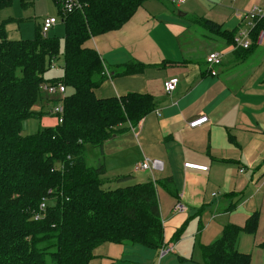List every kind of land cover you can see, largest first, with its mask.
<instances>
[{"label": "crops", "instance_id": "1", "mask_svg": "<svg viewBox=\"0 0 264 264\" xmlns=\"http://www.w3.org/2000/svg\"><path fill=\"white\" fill-rule=\"evenodd\" d=\"M259 6L264 0H149L121 29L86 44L106 73L94 90L97 98L137 94L155 103L135 128L108 140L102 154L108 179L157 182L163 247H174L169 264H202L201 248L218 241L227 227L239 230L237 250L249 254L251 264H264V48L246 55L235 47L241 29L235 13ZM213 52L222 55L216 76L207 62ZM172 79L178 84L168 95L164 83ZM52 102L44 104L48 127L56 124ZM202 116L209 122L189 127ZM146 159L161 161L163 170L135 174L134 165ZM177 204L188 210L180 213ZM254 214L257 230L249 234L244 229ZM252 248L260 251V261ZM161 249L105 243L89 264H155Z\"/></svg>", "mask_w": 264, "mask_h": 264}, {"label": "trees", "instance_id": "2", "mask_svg": "<svg viewBox=\"0 0 264 264\" xmlns=\"http://www.w3.org/2000/svg\"><path fill=\"white\" fill-rule=\"evenodd\" d=\"M14 1L27 7L35 0L0 5ZM79 1L83 10L64 14L54 0L66 27L64 43L43 36L42 27L32 40H11L0 23V264H89L105 243L163 248L157 182L114 187L130 177L108 179L105 162L91 166L86 160L88 146L102 152L108 140L135 128L155 108L150 97L137 94L97 98L94 90L106 73L86 45L121 29L149 0ZM202 23L223 34L220 26ZM263 28L264 21L255 33ZM255 47L238 50L249 55ZM52 63L62 75L48 79ZM59 82L66 87L63 100L40 90ZM47 100L63 103L64 122L52 116L55 126L25 134V122L49 116L33 110ZM257 225L254 214L244 231L254 234ZM238 232L227 227L218 241L203 246L202 264H251V256L236 248Z\"/></svg>", "mask_w": 264, "mask_h": 264}, {"label": "built area", "instance_id": "3", "mask_svg": "<svg viewBox=\"0 0 264 264\" xmlns=\"http://www.w3.org/2000/svg\"><path fill=\"white\" fill-rule=\"evenodd\" d=\"M184 0H181L183 2ZM61 12L64 14L71 13L74 11L83 10V5L80 3L79 0H59ZM236 17L239 20V24L241 29L237 38L235 39V47L237 49L242 50H249L253 45L264 48V28L261 29L259 32L255 33L256 26L258 23L264 21V6L262 7H254L247 12H236ZM57 24V19L55 18H46L43 21L41 34L46 36L47 33L55 27ZM207 62L210 74L212 76H216V69L222 65V55L218 52L210 53L207 56ZM52 69H55L56 65L52 63ZM178 80L172 79L168 80L164 83V90H166V94L171 95L177 87ZM40 90L45 93L46 95L54 98H59L61 100L65 99L66 96V87L63 83L59 82L56 84H43L40 87ZM50 115L55 116L58 124H62L64 122V106L63 103H58L53 105L50 110ZM209 122L208 118L202 116L198 120H195L189 124L190 128H197L201 125ZM163 165L159 160H150L146 159L141 163L135 164L133 168V172L141 173V172H148V171H162ZM185 168L193 169L198 171H207V167L197 166L193 164H185ZM46 203L42 200L40 205V210H45ZM177 211L180 213H185L186 209L184 205L177 204L176 208ZM38 218V217H37ZM174 254V247L173 246H164L160 253H159V264L162 260Z\"/></svg>", "mask_w": 264, "mask_h": 264}, {"label": "rangeland", "instance_id": "4", "mask_svg": "<svg viewBox=\"0 0 264 264\" xmlns=\"http://www.w3.org/2000/svg\"><path fill=\"white\" fill-rule=\"evenodd\" d=\"M239 11H242L239 9ZM46 18H55L57 19V24L53 27L48 33L47 36L49 39H58L60 42H63L65 26L62 22V18L60 15V10L58 5L54 2V0H35L31 6L24 7L20 2L14 1L11 5L1 6L0 5V23L5 25V30L7 36L11 40H32L38 34L40 28L42 27L43 21ZM238 21V20H236ZM56 65V64H55ZM51 69L50 72L46 74V77L53 78L62 74V71L59 69ZM33 110L36 113H48L49 109L44 106L41 101H38ZM46 117H42L39 119H32L28 122L24 123V133L25 134H34L38 132L40 129H44L48 127L46 124ZM49 118V117H48ZM52 120V121H50ZM50 123L52 124L53 119L49 118ZM49 128V127H48ZM86 154V160L89 161V165L97 166L100 164L99 162L104 161V155L101 150L94 149L91 146H88ZM106 163V162H105ZM104 163V164H105ZM134 168V167H133ZM135 173V172H134ZM138 174V173H136ZM111 180H114V178ZM133 179H127L124 181H120L114 187H123L133 185ZM255 261H260V251H255L252 248L249 252ZM253 253V254H252ZM172 257H167V259L163 260L160 264H169V260ZM255 257V258H254ZM155 264H159V258L156 259Z\"/></svg>", "mask_w": 264, "mask_h": 264}]
</instances>
